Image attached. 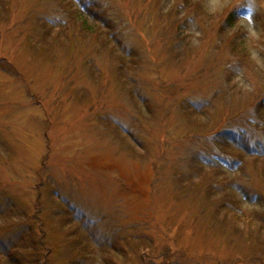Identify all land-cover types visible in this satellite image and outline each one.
Returning a JSON list of instances; mask_svg holds the SVG:
<instances>
[{"label":"rangeland","instance_id":"rangeland-1","mask_svg":"<svg viewBox=\"0 0 264 264\" xmlns=\"http://www.w3.org/2000/svg\"><path fill=\"white\" fill-rule=\"evenodd\" d=\"M22 260L264 264V0H0V264Z\"/></svg>","mask_w":264,"mask_h":264},{"label":"trees","instance_id":"trees-1","mask_svg":"<svg viewBox=\"0 0 264 264\" xmlns=\"http://www.w3.org/2000/svg\"><path fill=\"white\" fill-rule=\"evenodd\" d=\"M73 11H75V13H77V17H79L80 19H83L82 24L84 25V27L87 30L91 31L92 28H93L92 26H94V25L96 27L97 26H102V27H106V28L107 27H111L110 25H108V23H105L106 21L103 18L102 19H97V17H96L97 15L94 14L93 12H91V11L89 12V15L93 18V20H90V18L87 16V14L85 13V11L83 9V6H81V7L79 6L78 8L75 7V10L73 8ZM235 16H236V11H232L225 19L226 20V24L235 25V20H234ZM231 48L236 53L241 54V50L238 48V45H236V43L234 41L232 43V47ZM248 52H249V50L246 49V51L243 52L242 54H247ZM232 136L236 138V136L237 137L239 136V133L235 132V131L227 130V131H223V132H219L218 131L217 134H214V138H215V140L217 139L218 142L229 141V140H231ZM80 250L81 249L77 248L76 251L79 253ZM85 256L88 258L87 260H89L91 258V256H92V253L88 252V254H86ZM84 259H86V258H84ZM23 263H25L24 260L20 261L18 264H23ZM71 264H87V263H85L84 261L82 262V260H80L77 263L75 261H73Z\"/></svg>","mask_w":264,"mask_h":264}]
</instances>
